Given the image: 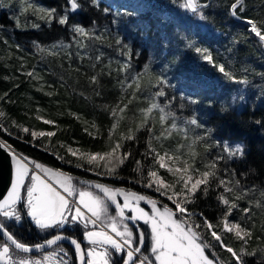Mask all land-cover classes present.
<instances>
[{"label":"trees","instance_id":"1","mask_svg":"<svg viewBox=\"0 0 264 264\" xmlns=\"http://www.w3.org/2000/svg\"><path fill=\"white\" fill-rule=\"evenodd\" d=\"M233 1L212 0L207 6L201 7L207 17L206 20H201L199 15L179 7L183 0H97L99 7L93 0H78L82 7L69 12V24L80 22L95 31H104L108 38L87 40L90 56L88 59L84 58V62L78 61L76 56L69 58L67 52L62 58L44 53L36 54L35 59L50 69L46 73L47 79L55 82L57 90L50 95L35 89L29 76L17 71V65H8L0 58V111L5 113L0 117V124L14 133L11 135L0 129V137L16 151L35 161L55 168L63 167L79 176L112 178L115 183L136 187V182L147 175L145 171L141 176L134 169L135 160L143 161L146 166L149 163L143 156L149 133L145 129L135 132L139 121L138 113L134 114L135 103L139 107L146 106L143 96L152 97L157 92L156 89L163 87L166 95L171 94L173 98L182 100V103L174 101L180 104L173 105L171 110L176 114L178 124L183 125L185 120L195 117L203 125L202 128L193 126L194 131L190 134H203L207 130L211 133L209 142L236 141L244 146L242 158L235 157L221 162L220 175L227 179L234 171L233 178L239 179L245 190L257 189L248 192L246 199L238 202L241 208H251L252 215L246 217L238 212L235 216L243 225L253 230L249 249H255L256 254L247 256L246 264H264V256L260 257L263 253L259 248L264 246V207L249 203L250 200L264 203V198L260 196V191H264V49L248 30L249 26L233 18L229 7ZM45 2L57 11L69 7L68 0ZM105 8L109 9L107 13L104 12ZM238 14L257 22L264 20V0H244L243 11H238ZM36 21L43 22L40 19ZM66 30L63 25L51 21L49 27L17 31V35L14 31L10 34L14 41L16 36L30 35L37 41L48 42L65 35ZM117 40L120 41L119 44L116 43ZM118 47L129 49L132 55L139 54L137 61L136 57L131 61L128 72L118 69L115 71L112 65L107 67L105 64ZM100 48L103 49V54L100 60H96ZM196 48L207 49L211 53L212 62L204 60L203 53L196 52ZM71 63L76 66H71ZM220 64L237 78L247 77L248 83L229 80L218 70L217 65ZM121 73L124 79L120 76ZM137 74L141 75L142 91L138 93L141 100L129 105L121 121L127 134L129 127L133 129L136 140L123 143L122 151H130L132 156L117 170V175L97 176L86 170L81 171V168L76 167L75 161L62 162L58 158L64 154L62 143L58 142L61 138L70 140L75 135L80 140L91 141L95 149L107 148L109 144L102 137L114 121L106 106L114 107L122 99L127 102L125 97L133 90L127 85ZM92 76L97 77V83L90 81ZM161 76L168 81L166 85L160 86L157 83V77ZM62 84L71 93L67 96L70 99L67 104L69 108L93 117L101 125L102 129L95 138L93 134L89 135L91 132L85 131L83 124L71 113L66 111L56 115L55 119L59 124H47L39 120L35 107L29 105V91H33L42 102H47L48 99L53 103L54 97L65 96L66 91L60 94ZM237 96L242 98L234 99ZM189 97L198 102L191 103ZM33 124L42 129L58 126V131L50 138L33 139L29 133H25L22 138L18 137L22 127H31ZM156 144L153 140V146ZM197 149L204 153L203 146L198 145ZM221 152L222 149L213 148L211 156ZM224 168L228 171L224 172ZM164 171L161 169L160 173ZM150 193L167 201L154 190L150 189ZM218 193L214 184L207 195L197 192L194 202L188 205L189 210L203 213L210 221L217 222L224 211V206L217 200ZM225 242L233 246L230 239L225 238ZM257 255L261 259H257Z\"/></svg>","mask_w":264,"mask_h":264},{"label":"snow or ice","instance_id":"2","mask_svg":"<svg viewBox=\"0 0 264 264\" xmlns=\"http://www.w3.org/2000/svg\"><path fill=\"white\" fill-rule=\"evenodd\" d=\"M23 2L24 12L31 9L39 15L41 20L48 22L56 20L60 25L69 24V15H57L56 8L37 7L28 3L27 0ZM93 3L99 7L97 0H93ZM68 4L72 12L82 7L78 0H68ZM179 7L199 15L201 20L207 19L197 0H183ZM229 7L231 14L237 16L238 11H243L244 0H234ZM108 11V8L104 9L105 13ZM245 22L249 26L248 30L258 37L264 46V20L257 22L246 18ZM32 26L39 27V24ZM71 27L73 33L78 34L73 38L82 48L88 47L85 40L103 39L102 36L95 35L83 25L73 24ZM116 43L119 44L120 41L117 40ZM16 47L19 48V45ZM36 47L41 53L55 56L57 54L55 49L60 45H53L51 49L40 45ZM195 50L203 53L204 60L212 62L211 53L207 49L196 48ZM217 67L229 80L248 83L247 77L237 78L226 71L223 64ZM130 68V63L123 65L125 72H128ZM33 74V72L27 73L29 76ZM140 80L141 75L137 74L127 85L133 90L128 97H125L126 103L122 99L114 107L106 106V110L114 121L109 129V150L81 153L79 149L74 150L68 147L67 151L72 157H77L79 162L76 163V167L87 165L85 170L95 172L97 176H116L117 170L132 156L130 151H122L123 143L136 140L135 132L141 129L147 130L149 137L143 156L145 160H149V163L146 166L143 161L135 160L134 170L141 176L146 171V177L139 182L160 193L171 202L172 206L169 207L168 204L158 206V201L155 199L95 180L82 181L78 185L74 182L72 175L61 169L47 167L35 160H30L29 157L18 154L5 144L3 147L8 148L11 159L14 161V178L7 194L0 196V264H68L67 260L57 259L60 253L67 255L66 250L58 245V242L62 241H68L74 246L79 264H113L114 253L122 254V264H227L210 256L208 250L212 249L213 245L205 239V234L214 240L217 246L230 254L232 264H246L244 255L256 254L255 251L248 252L243 246L252 238L251 229L230 217L233 216L234 211H239L246 217L252 215L251 208H241L238 202L246 199L248 192L257 189L245 190L240 180L233 178L234 171L227 179L220 175L222 161L244 156L242 144L232 145L220 140L209 142L211 133L207 130L203 134L190 136L194 127L202 128L203 125L195 117L185 120L183 125L178 124L176 114L167 110L171 101L161 104L158 100V97L166 95L163 87L151 98L144 96L146 106L135 109L139 115L135 132L130 127L127 135L121 134L117 140L112 139L111 134L124 119L125 110L129 109V105H132L134 101L141 100V96L138 95L142 91ZM90 81L97 83V77H90ZM157 83L166 85L168 81L161 76L157 77ZM188 99L191 103L198 102L190 97ZM4 115L5 113L0 111V117ZM45 123L53 124L54 121L46 120ZM3 128L4 126L0 124V129ZM4 130L7 131V129ZM22 131L29 133L33 138L52 137L55 134L30 131L27 127L22 128ZM153 140L157 142L158 147L153 146ZM173 140L175 143H169ZM198 145L203 146V154L197 151ZM213 148H220L222 152L212 157ZM58 158L65 159L64 156ZM65 162L73 161L65 160ZM161 169L171 174L174 178L173 183L165 181L160 175ZM223 171L227 172L228 169L224 168ZM213 184L219 190L217 200L224 206L223 215L216 224L208 220L203 213L197 214L190 211L188 207L194 202L197 192L207 195ZM120 196L123 197V202L118 199ZM260 196L264 198V191H260ZM141 201L151 205L150 210L146 211L140 207ZM249 203L264 207V203L260 200H250ZM111 204H114L118 210L116 216L110 214ZM126 209H130L133 214L126 215ZM197 215L201 217V223H196L192 219ZM25 219L42 231L57 228L62 231L42 243L29 245L18 239L8 226L9 222L18 227L22 226ZM141 220L150 226L151 257L144 254L146 233L135 232L128 223ZM68 225L83 226L85 229L83 239L88 242L87 247L76 237L66 234L65 226ZM226 234H232L242 242L240 249H234L225 243L223 236ZM46 245H57L58 251L47 252L41 258L26 255L32 253L34 248L43 250Z\"/></svg>","mask_w":264,"mask_h":264},{"label":"rangeland","instance_id":"3","mask_svg":"<svg viewBox=\"0 0 264 264\" xmlns=\"http://www.w3.org/2000/svg\"><path fill=\"white\" fill-rule=\"evenodd\" d=\"M27 2L34 4L37 7L52 8L51 6H48L46 4L45 0H27ZM24 7H25V4H24L23 0H0V58L2 60H4L5 63L8 65H17V71L18 72L24 73L26 75H27V73L33 72L34 74L32 76L28 75L29 80L31 82V85L35 89L43 91L46 94L50 95L52 93H55L57 89L55 86V82L53 80L47 79L46 73L50 71L49 67H47L46 65H44L43 63H41L40 61L35 59L36 54L41 53L37 50L36 46L40 45L41 47L51 49L53 45H60V47H57L55 49V51L57 53L55 56H53L51 54H45V55H47V56L49 55V56L57 57V58H62L63 54L67 52V54L69 55V58L71 56H76L77 60L80 62H84V58H86V59L89 58V56H90L89 47L82 48L78 45L77 40L73 38L74 35L78 36V34L73 33L72 27L70 25L71 22L69 25H63V27L67 28V30H66L67 33H65V35H60V37L56 40H51L48 42H40V41H37L34 37H32L30 35H25V36L20 35L19 37L16 36L15 41L12 40V37L10 34L11 32L15 31L14 33L16 34L17 31H25V30H31V29H38L39 30L43 27H49L51 25V22H48L45 20H42L43 22L36 21V20L40 19L39 15L35 14L31 9H29L27 12H24V10H23ZM69 12H72L70 10V7H68V8L64 7L63 10H58L56 14L57 15H64V14L69 15ZM53 21H55L57 23V25H59L58 21H56V20H53ZM33 24H39V27H33L32 26ZM74 24L83 25L80 22L74 23ZM83 26L85 28L93 31L95 33V35L102 36L105 40L108 38V35L102 30L101 31H95L91 28H88L85 25H83ZM96 41H99V40H96ZM84 42L87 44V40H85ZM16 45H19V48H17ZM28 47H30L31 49L28 50L27 49ZM23 52H25V53H23ZM102 54H103V49L100 48V51L97 55V57H99V59L96 58V60H100L101 59L100 56H102ZM138 55H139L138 53H135L132 55L131 52L129 54V49H124L123 47H118L116 49L115 53L112 55V58L110 59V61L109 62L105 61V64H107V67H108V65L109 66L112 65L114 70L118 69L119 71L123 72V65L125 63L131 64V61L135 59L134 57L137 58V59H135L137 61ZM81 57H83V58H81ZM85 63H87V61ZM70 65L76 66L73 63H71ZM120 76L122 77V79H124L123 73H121ZM37 77H39V78H37ZM159 85L162 86L161 84H159ZM63 91H66L65 96L54 97L53 103H50V101L48 99L46 100L47 102H42L40 100V98H38L36 95H34L33 91H29L28 94L30 96V100L28 103H29V105H33L35 107L36 116L39 118V120H41L43 122H45L46 120H52V121H54L53 124H59V122L55 119L56 115H61L62 113H65L66 111L71 113V115L75 116V118L83 124L84 129L87 128V131L91 132L93 134L92 135L93 138H95L99 133L98 131L102 129L101 125L96 123V121L94 120L93 117H89L86 114H84L83 112H78L76 110L69 108V106L67 104L70 102V99L67 96H70L71 93L65 84H62L60 94H62ZM156 91H159V90L156 89ZM239 93H241V92H239ZM170 95L158 97V100L161 104H167L169 101H171V103L168 104V109H167V110L171 111L173 109L172 106L173 105L176 106L177 104L182 103V100L173 98ZM147 97L151 98V96H149V95H147ZM236 98H241V97L237 96L234 99H236ZM174 101H179L180 103H174ZM144 103L146 105L147 102L144 101ZM61 104H63V105H61ZM138 107H139V105H137V103H135V109ZM134 114H136V112H134ZM123 116H124V114H123ZM132 118H134V117H132ZM112 124H111V126H112ZM3 126H4L3 130L7 129L6 132L8 134H11V135L14 134L10 128H8L5 125H3ZM24 126H26V124ZM111 126L108 127V130H106V134L102 137V139L105 137V140L108 144L110 143L108 137H109V129L111 128ZM22 128H24V127H22ZM27 128H29L30 131L34 130L37 132H54L55 133L56 131H58V126L57 127L55 126L51 129H42L41 127L33 124V125H31V127H27ZM133 128H134V126H133ZM24 134H25V132H23L21 129V134H19L18 137L22 138ZM121 134L126 135L127 133H126V128L122 127V124L120 123L118 125V127L116 128V130L111 134L112 139L117 140V138ZM190 136H192V134H190ZM45 137L50 138L47 136H45ZM38 138L41 139L44 137H36L33 139H38ZM58 142L62 143L61 147H62V152L64 153V154H62V156H64L65 159L64 160L60 159V160L64 163H66L65 160H72V161H75L76 163L79 162L77 160V157H72L71 154L67 151L68 147H71L74 150L79 149V151L81 153L98 152V151L104 152V151L109 150L108 146H107V148L99 147V149H95V147L92 145L91 141H86L84 139L80 140L75 135H72L70 140H65L62 138H61V140L58 139ZM169 143H175V140L170 141ZM228 143L232 144V145L241 144V143L236 142V141H232V142L228 141ZM155 147H158V144H156ZM41 149L45 150V148H41ZM197 151L203 154V152L199 151L198 149H197ZM36 162L44 164V163L39 162V161H36ZM86 167H87V165H85V167H79V168L82 169L81 171H85ZM60 169L64 172L68 173V174L72 173L70 170H66L63 167H61ZM86 172L87 173L89 172L91 174H96L95 172H91V171H86ZM160 175L168 183L174 182V178L171 176L170 173H167L166 170L163 173H160ZM102 177H112V176H102ZM177 187H179V186H177ZM151 190H154V189H151ZM158 198H159V200L155 199L158 201V206H160L161 204H168L169 207L172 206L170 201H168V200H167L168 202L166 200L164 201L160 196H158ZM238 212L239 211H234L233 216L230 217V219L238 220L241 222V220L235 216V214ZM198 213H200V212H198ZM204 216L207 217L205 214H204ZM220 217H218V219ZM192 219L196 223H201V217L199 215L194 216ZM212 223L216 224L217 222H212ZM201 231H203V229H201ZM251 231H252V235H253V230L251 229ZM225 238H228L231 240V243H233V246H231V247H233L234 249L238 250L242 246V242L240 240L236 239L232 234L224 235L223 236L224 241H225ZM205 239L208 242L215 244L214 249L215 248L216 249L221 248V247L217 246L216 242L214 240H212L209 236H207V234H205ZM251 244L252 243H250V241L248 240V243L246 245H243V246L247 249L248 252H251V250H252V252L256 251L253 248L249 249V246ZM259 248H260L261 254L263 253L262 255H260V257L262 258L264 256V246L259 247ZM258 251H259V249H258ZM145 255H148L149 257H151V255H149V254H145ZM247 256H250V255H244V260L247 258ZM216 257H218L219 259L221 258L222 261L225 259L224 261L227 262V264L232 263V261L230 259V254L227 253L226 251H224V254L222 255V257H220V256H216ZM257 257H259V256L257 255ZM260 257L257 259H261Z\"/></svg>","mask_w":264,"mask_h":264},{"label":"flooded vegetation","instance_id":"4","mask_svg":"<svg viewBox=\"0 0 264 264\" xmlns=\"http://www.w3.org/2000/svg\"><path fill=\"white\" fill-rule=\"evenodd\" d=\"M44 165L50 166L47 164H44ZM50 167L55 168L53 166H50ZM60 168L61 167H59L58 169H60ZM70 174L74 177V182L77 183L78 185L82 181L95 180V181H99L101 183H107L112 187H119V188H123L125 190L135 191L137 193L145 195L146 197L159 200L158 196H154L152 193H150V188H147L144 183H141L139 181L136 182V187H134V186H128L125 184L115 183L111 180L112 178L83 177V176H79V175H76L73 173H70ZM118 199L121 202H123V197L120 196V197H118ZM140 207L144 208L146 211L150 210V208H151V206L149 204H147L146 201H141ZM109 211H110L111 215H113V216L117 215V209L112 204L110 205ZM125 212H126V215L133 214L130 209H126ZM118 219H119V217H118ZM128 223L130 224L131 227H133V230L135 232L138 233L139 231H144L146 233V241H145V244L143 246L144 254L151 255V252H150L151 242H150V235H149L150 226L145 224L144 221H142V220L141 221H129ZM8 226H9V229L11 231H13L14 234L17 235L18 239H20L22 242L24 241V243H27V244L40 243V242L44 241L45 239L49 238L50 236L62 231L59 228L50 229L47 231H42V230L36 228L35 226H33L31 224V222L27 219L24 220V223L22 226L18 227L16 224L11 223V222H9ZM65 229H66V234L76 237L86 247L88 246V242L83 239V232L85 231V229L83 228L82 225H80V226L68 225V226H65ZM58 245H59V247H63L66 250L67 255L65 256L64 253H60V255L57 257V259L67 260L68 264H77V255H76L74 247L67 241L58 242ZM212 245H213V248L208 250L210 256L222 257L225 250L223 248H218V249L215 248L216 249L215 250L214 249L215 244L212 243ZM53 251H58L57 245L48 246L44 250H41V251L35 252V253H29L26 255H29V256H32L35 258H41L47 252H53ZM121 256H122V254H120V253H114L112 256L113 264H122ZM216 258L219 259L218 257H216ZM219 260L222 261L221 258ZM229 264H232V263H229Z\"/></svg>","mask_w":264,"mask_h":264},{"label":"water","instance_id":"5","mask_svg":"<svg viewBox=\"0 0 264 264\" xmlns=\"http://www.w3.org/2000/svg\"><path fill=\"white\" fill-rule=\"evenodd\" d=\"M212 0H206V1H199L197 0V2L202 6H207L208 4H210ZM234 2V1H233ZM232 2V3H233ZM233 16V15H232ZM233 18L237 21L245 22L246 17H242L239 14H237V16H233ZM247 24V23H246ZM256 37V36H255ZM258 39V37H256ZM259 40V39H258ZM262 48L264 49V46H262ZM7 144L8 146H10L13 150L14 148L8 144L5 140H3L0 137V196L6 195L7 191L10 190L11 187V182L14 178V161L11 159V154L8 151L7 147H3V145ZM17 152V151H16ZM18 153V152H17ZM20 154V153H18ZM26 156V155H24ZM30 160H32V158H29ZM119 188V187H118ZM123 189V188H122ZM129 191V190H126ZM130 192H135V191H130ZM137 193V192H136ZM140 194V193H138ZM142 195V194H141ZM145 196V195H144ZM122 197V196H121ZM114 207L115 205L112 204ZM116 208V207H115ZM118 211V210H117ZM68 235V234H67ZM51 238V236L49 237ZM47 238V239H49ZM4 239H6V237H4ZM46 240V239H45ZM43 242V241H42ZM40 242V243H42ZM68 242V241H67ZM29 245H34V244H29ZM48 247V245L45 246V249ZM74 247V246H73ZM75 249V248H74ZM44 250V249H43ZM41 251L39 249H33L32 253ZM77 255V254H76ZM77 264H79L78 262V255H77Z\"/></svg>","mask_w":264,"mask_h":264},{"label":"bare ground","instance_id":"6","mask_svg":"<svg viewBox=\"0 0 264 264\" xmlns=\"http://www.w3.org/2000/svg\"><path fill=\"white\" fill-rule=\"evenodd\" d=\"M3 139V138H2ZM4 140V139H3ZM6 141V140H5ZM7 142V141H6ZM8 143V142H7ZM9 144V143H8ZM15 150V149H14ZM16 151V150H15ZM18 152V151H17ZM19 153V152H18ZM21 154V153H20ZM22 155H24V154H22ZM27 156V155H26ZM27 157H29V156H27ZM29 158H31V157H29ZM32 160H34L33 158H32ZM47 167H50V166H47ZM39 252V251H38Z\"/></svg>","mask_w":264,"mask_h":264}]
</instances>
